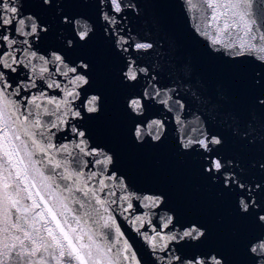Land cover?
Masks as SVG:
<instances>
[{"label":"snow or ice","instance_id":"obj_1","mask_svg":"<svg viewBox=\"0 0 264 264\" xmlns=\"http://www.w3.org/2000/svg\"><path fill=\"white\" fill-rule=\"evenodd\" d=\"M41 2L49 9L55 5L59 26L71 29L73 21L78 26L70 38L60 31L63 49H55L48 56L32 51L29 38L44 42L51 25L35 14L20 18L23 13L18 15V0H0V264H8L14 258L17 262L23 259L24 264H51V261L55 264H140L132 245L124 238L120 219L131 224L154 253H164L157 256L159 264H225L218 254L199 250L200 242L206 237L205 229L195 222L181 224L172 215H157L154 209L162 204L166 207L165 200L161 199L163 195H138L129 191L123 176L109 171V166L114 167L115 154L105 152L104 146L96 143L88 132L91 143L85 139L83 122L86 117L100 115L104 99L96 92L89 96L91 63L83 58L69 59L64 52L88 45L96 32L86 21L67 14L60 7L62 0ZM96 2L98 20L105 22L101 24L103 35L122 61V81L136 88L142 75L148 77V70L139 65L135 54L149 53L153 49V43L139 42L131 35V29L125 32L121 27V22L127 19V10H135L136 5L131 0ZM208 7L217 6L209 4ZM223 7L239 20L225 22L220 32L226 33L243 24L244 35L249 38L224 43L219 37H209L207 32L201 34L234 57L252 55L264 61V45L250 42L255 40L250 35L255 20L246 19L247 12L239 10L251 5L228 3ZM17 36L23 39L18 40ZM260 40L264 41V35ZM18 52L22 56H18ZM20 65L32 74L24 84L10 76ZM57 76L63 80L58 81ZM37 79L61 94L52 96L43 90L32 93L31 89L37 88ZM148 87L151 92L146 88L124 101L125 110L133 121L129 131L138 144L162 142L164 123L145 116L156 97H159L157 103L169 112L175 111L177 123L183 125L180 112L184 105L174 100L168 91H161L152 84ZM255 99L264 118V98ZM62 131L73 137L71 142H56ZM188 131L193 135L183 141V149L201 151L204 170L210 176L218 174L214 179L222 176L223 185L230 191L239 190L240 212L248 215L255 212L259 222L264 223V214H261L264 207L253 195V187L260 192L264 186L242 183L236 177L232 161L222 163L223 144L218 134H211L202 127H191ZM86 168L93 170L85 172ZM229 168L231 171L227 170ZM260 168L264 169V164ZM116 189L122 194L117 195ZM251 243L249 252L261 257L258 264H264V235ZM118 244L122 246L117 247ZM169 244H172L170 250ZM188 245L196 246L190 249V255L176 254L177 248Z\"/></svg>","mask_w":264,"mask_h":264},{"label":"water","instance_id":"obj_2","mask_svg":"<svg viewBox=\"0 0 264 264\" xmlns=\"http://www.w3.org/2000/svg\"><path fill=\"white\" fill-rule=\"evenodd\" d=\"M62 2L60 7L67 14L74 15L76 20L86 21L96 32L88 45L64 52L69 59L83 58L91 63L93 71L89 80L92 92L89 96L96 92L104 99L100 115L86 117L83 122L85 139L91 143L92 138L104 146L105 152L111 151L109 155L115 154L114 167L109 166V171L118 177L123 176L129 191L138 195H163L161 199L165 200L166 207L162 204L154 209L157 215H172L181 224L195 222L205 229L206 237L200 242L199 250L218 254L225 264H258L261 257L250 253L249 248L251 242L264 235V223L259 222L255 212L242 214L238 206L239 190L233 192L226 188L222 176L214 179L213 176L218 174L210 176L204 170L202 152L183 149L182 144L187 136L193 135L188 131L191 127H202L211 134H218L223 144L222 163L232 161L236 177L242 183L264 186V169L260 168L264 164V118L260 116L255 99L257 96L264 98V61L252 55L234 57L221 45H212L210 39L201 34L207 32L209 37H219L224 43L241 37L247 40L249 37L244 35L243 24L226 33L220 32L225 22L239 20L223 5L247 3L250 8L245 10L241 7L239 10L247 12L246 19L255 20L250 34L255 40L250 42L264 45L260 40L264 35V0H191V3L189 0H131L136 9L127 10V19L121 22V27L125 32L131 29V35L139 42L153 43L149 53L135 54L139 65L148 70V77L142 75L136 88H130L122 81V61L103 35L101 24L105 22L98 20L96 0ZM209 4L217 7H208ZM17 6L18 15L23 13L20 18L35 14L41 17L42 22L51 25L44 42L29 38L31 50L39 55L48 56L55 49H63L60 31L70 38L78 27L75 21L71 29L59 26L55 5L49 9L41 0H18ZM36 19L39 23V18ZM17 55L22 56V53ZM31 75L23 65L17 68L16 73L10 74L20 84L29 82ZM56 79L60 81L63 77L57 76ZM256 81L260 84L257 85ZM36 83L37 88L31 89L34 94H38V90L52 96L61 94L58 90L48 89L43 80L37 79ZM149 84L168 91L174 100L184 105L180 112L183 125L177 123L175 111L169 112L157 103L159 97H156L145 116L148 120L160 119L164 123L162 142L138 144L129 131L133 121L125 110L124 101L146 88L151 92ZM72 139L62 131L58 133L56 142L69 143ZM237 164L239 167H235ZM90 170L93 169H84L85 172ZM227 170L231 171V168ZM116 191L117 195L122 194L120 190ZM253 195L264 207V190L258 192L253 187ZM119 223L125 233L124 238L136 253V260L140 264H159L157 256L164 253H154L131 224L123 219ZM116 246L121 247L122 244ZM171 248L172 244H169L168 249ZM195 248V245L182 246L177 248L176 254L190 255V249ZM20 264H24L23 259ZM51 264L55 262L51 261Z\"/></svg>","mask_w":264,"mask_h":264},{"label":"bare ground","instance_id":"obj_3","mask_svg":"<svg viewBox=\"0 0 264 264\" xmlns=\"http://www.w3.org/2000/svg\"><path fill=\"white\" fill-rule=\"evenodd\" d=\"M20 261H22V259ZM20 261L17 262V260L14 258L12 260H9L8 262L13 263V264H20Z\"/></svg>","mask_w":264,"mask_h":264}]
</instances>
